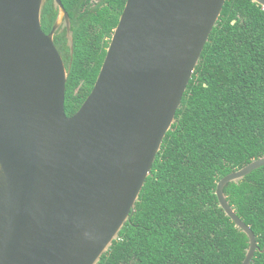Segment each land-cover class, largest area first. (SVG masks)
I'll return each mask as SVG.
<instances>
[{"label": "water", "instance_id": "obj_1", "mask_svg": "<svg viewBox=\"0 0 264 264\" xmlns=\"http://www.w3.org/2000/svg\"><path fill=\"white\" fill-rule=\"evenodd\" d=\"M264 7V0H253ZM47 0H0V264H98L135 211L226 0H127L91 93L71 116L67 66L54 42L70 16L62 0L50 32ZM264 156L222 177L220 206L257 236L224 187ZM264 250V249H263Z\"/></svg>", "mask_w": 264, "mask_h": 264}, {"label": "trees", "instance_id": "obj_2", "mask_svg": "<svg viewBox=\"0 0 264 264\" xmlns=\"http://www.w3.org/2000/svg\"><path fill=\"white\" fill-rule=\"evenodd\" d=\"M127 0H62L71 19L54 42L66 65L65 109L73 115L91 93ZM58 10L47 0L42 28ZM264 156V7L226 0L167 132L135 211L98 264H241L249 238L220 206L218 181ZM224 191L251 226L264 264V166Z\"/></svg>", "mask_w": 264, "mask_h": 264}]
</instances>
